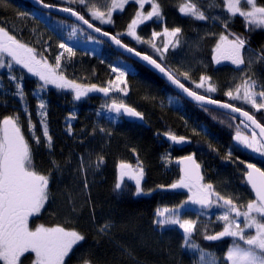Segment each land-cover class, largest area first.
I'll use <instances>...</instances> for the list:
<instances>
[{"label": "snow or ice", "instance_id": "snow-or-ice-1", "mask_svg": "<svg viewBox=\"0 0 264 264\" xmlns=\"http://www.w3.org/2000/svg\"><path fill=\"white\" fill-rule=\"evenodd\" d=\"M32 2L47 10L28 13L34 20L46 21L53 12L74 18L73 34L77 23L86 25L91 30L90 42H110V46L150 66L178 94L190 98L205 112H221L229 118L227 126H235L232 142L224 146L223 154L211 139L207 141L209 151L233 165L239 174L224 180L207 177L193 151L176 159L177 179L146 191L144 163L138 148L129 146L136 162L117 161L112 187L117 199L126 194L151 195L155 190L184 196L178 204L154 209L148 223L151 235L138 233L140 242L146 247L160 246L164 252L165 236L179 230L178 248L188 257L187 264H264V44L253 47L252 43L254 33H264V0H180L175 8L191 21L197 33L195 40L187 37L183 26H168L161 0ZM128 6L133 11L125 26L115 32L108 30L116 27L114 14H123ZM8 23L7 18L0 22V93L13 99L9 107L8 100L0 98V264H125L124 258L131 264H141L133 248L116 239L118 231L138 232L136 225L118 220L115 214L98 216L93 200V183L106 157L89 145L97 137L110 140L113 131L97 119L91 126L83 124L77 133L71 121L78 116L69 112L63 134L83 150L64 155L61 149L57 153L48 100L53 89L57 94L71 95L73 102L90 93H101L111 102L101 105L97 117L103 111L113 114L112 123L121 116L143 121L141 111L124 99L110 96L129 95L128 70L111 63L113 75L106 82L84 83L68 74L77 56L70 43L58 37L53 52L51 38L44 40L41 36L33 44L18 36ZM144 27H151L150 35L141 34ZM204 45L210 46L207 62L199 55ZM100 62L105 63L103 59ZM225 62L231 66V79L220 83L214 74L224 70ZM5 79L8 88L2 87ZM27 81L34 85L30 90L34 111L25 87ZM221 93L226 99L218 98ZM181 118L187 127V118ZM191 135L205 137L208 132L193 125ZM157 136H163L169 149L192 143L189 136L172 130ZM237 153L250 159H241ZM38 154L42 157L39 162ZM162 159L165 167L172 162L170 154ZM66 177L70 179L66 181ZM233 179L239 184L233 185ZM126 180L133 182L134 189ZM58 199L67 209L62 218ZM85 207L89 209L86 228L79 226ZM45 212L56 218L42 221ZM106 243L114 249L110 258L97 255L99 246ZM220 245L225 247L221 249ZM167 253L172 254L171 247Z\"/></svg>", "mask_w": 264, "mask_h": 264}, {"label": "trees", "instance_id": "trees-1", "mask_svg": "<svg viewBox=\"0 0 264 264\" xmlns=\"http://www.w3.org/2000/svg\"><path fill=\"white\" fill-rule=\"evenodd\" d=\"M46 2L60 4L61 0H46ZM179 2L180 0H161V3L165 8L168 26H183L187 37L190 40H195L197 38V33L190 26L191 21L181 17L175 8V5ZM33 11H36L37 14L43 13L33 8L28 3L20 0H0V22L7 18L9 21L8 27H14L18 36L22 35V38L25 41L33 44H35L37 39L41 36L44 40H49V38H51L50 43L53 46L52 51L55 52V45L58 42V38L52 35L48 31L49 29L47 30L44 27L45 24L43 21L38 22L28 15V13ZM132 11V7L128 6L127 11L123 14L115 13L116 27L108 30L113 32L121 30L130 18ZM50 19L57 20L64 24L73 25V23L54 15H51ZM236 27L238 29L239 25ZM79 29L88 36L84 30L81 28ZM33 30H35V33H33ZM150 32L151 27H144L141 34L150 35ZM252 43L253 47L264 44V33H254ZM101 45L102 52L99 54L100 57L98 59L93 57L89 61H85L84 59H79L80 61L77 59L75 61V67L73 69L75 74L74 78L80 79L84 83L95 82L98 85L103 84L111 77L106 65L111 64V62L117 58H121L130 63L134 68V72L128 76L130 92L125 101L129 105L135 107L138 111H141L144 114L145 119L141 125L129 123L122 119L121 125L108 127L114 133L110 140L97 137V139L89 145L97 151H102L106 157V163L103 166L102 171L96 175L92 188L93 200L97 202V215L106 216L115 214L118 220L128 221L136 225L138 232L131 230L118 231L116 239L118 242H122L132 247L136 259L140 261L141 264H187L188 257L182 256L178 248L180 236L179 230L168 233L165 236L162 242V246L165 249L164 252H161L159 250L160 246L155 244L148 247L144 246L138 238V233L151 235L148 230L149 218L157 206H171L178 204L184 196L155 190L151 195L133 197L130 194H126L124 197L117 199L112 192V187L116 179L115 165L119 160H126L129 163L135 164L136 157H134L128 149L129 146L137 147L140 159L143 161L146 170L145 180L143 182L146 191L148 189H156L157 184H163L160 178L154 177L159 174L155 164L161 153H169L176 161L178 157L195 151L198 162L202 163L204 169L209 166L217 167L218 169L223 170L222 172L225 174V177H235L239 174L235 173L233 169H229L230 164H225L220 156L210 152L207 146V141L211 139L214 144H217V146L220 147V152L223 154L226 151V147L224 146H227L232 142L231 136L234 134L235 126L229 128L227 126L229 118L222 113L216 111L208 113L198 106L187 103L151 72L137 63L122 57L113 51L107 44ZM141 50L144 51L147 49L141 48ZM199 55L202 56L205 62L210 61V46L204 45ZM101 59H103L105 63H101ZM229 69L230 67H224V70L214 74V79L220 83L230 80L231 72ZM5 82L6 80L3 81L2 87L8 88L9 86H5ZM25 87L29 89L30 99V90L34 85L30 81H27ZM93 94V97L73 102L71 95H60L57 94L55 90H52V94L49 96L51 113L50 123L52 133L57 142V153H60L61 149H63L64 155H67L70 152L78 154L83 150L77 143H74L71 138H68L63 134V122L69 112H74L78 116L75 126L77 133H79L83 124L91 126V124L96 121V112L99 108L97 101L101 97L99 93ZM145 97H149V99H145ZM151 97H155V100L150 99ZM168 97L176 99L178 104L173 107L168 106L166 103ZM0 98L7 99L9 107L12 106V97H3L2 93H0ZM218 98L226 99L222 96V93ZM31 106L34 111L35 107H33L32 104ZM259 115L260 114L257 113V116ZM213 116H215L216 119H214ZM181 117L187 118V127H185L184 121ZM221 120H224L225 123L222 124L220 122ZM193 125L205 127L208 136H192L191 128ZM165 130H172L178 134L189 136L192 143L186 145L182 149L177 147L169 149L168 143L163 140V136H157V133H162ZM236 155H239L241 159L246 161L250 159L243 153H237ZM41 158V155L38 154L37 161L39 162ZM239 167L243 168V164H240ZM205 175L207 176L206 170ZM69 179L70 178L66 177V181ZM91 179L92 178L90 177V180ZM125 182L130 188L134 189L132 181L126 180ZM237 184H239L238 179ZM58 206L62 218L63 214L67 212V209L63 201L59 199ZM88 215L89 209L85 207L83 209V214L79 217L80 227L86 228L88 226ZM55 218L56 217L50 212H45L41 219L44 222H48ZM193 218L195 217L193 216ZM212 219H215V215L212 216ZM201 243L205 242L201 239ZM169 247L172 249L171 255L167 253ZM219 247L222 249L225 246L220 245ZM113 254L114 249L107 243L99 246L97 250V255L100 257L110 258ZM124 259L125 264H131V261L128 258Z\"/></svg>", "mask_w": 264, "mask_h": 264}, {"label": "rangeland", "instance_id": "rangeland-1", "mask_svg": "<svg viewBox=\"0 0 264 264\" xmlns=\"http://www.w3.org/2000/svg\"><path fill=\"white\" fill-rule=\"evenodd\" d=\"M98 2L104 3L105 0H98ZM43 23L45 24L44 27L47 30L49 29L48 31L52 35L56 36V38L59 37L62 40H66L68 43H70V45L74 49L77 50V56L74 57V67H75V61L77 59L78 60L79 59L80 60L84 59L85 61H89L93 57L96 58V59H98L100 57L99 54L102 52V45L101 44H94V43L90 42L89 39H88V36L86 34H84L78 27H77V31L73 34V31H72V26L73 25L64 24V23H61V22H59L57 20H52L50 18L48 20H46V21H43ZM85 51H88V52H90L92 54L91 55H85L84 54ZM111 63H119V64H121L122 67H125L128 70L129 74L134 72L133 66L130 63L124 61L121 58L114 59ZM225 67H228V66H225ZM106 68L110 72L109 65H106ZM73 69L74 68L70 66L69 70H68V74L74 78L75 74H74V70ZM110 74H111V76L113 75L111 72H110ZM5 86H9L7 80L5 82ZM93 96H94V94L90 93L85 98L93 97ZM110 96L116 97V98H120V99H124V100L126 99V97H122L119 93H111ZM49 98L50 97L48 96V100H49ZM85 98H83L82 100H84ZM29 101H30V104H32L33 107H35V100H33L30 97ZM106 102L110 103L111 100L106 98V97H104L102 95L97 101V105L99 107L98 110H100L101 109V105H103ZM166 103H167L168 106L173 107L174 105L178 104V101L176 99H174V98L168 97ZM34 110H35V108H34ZM65 118H64L63 125H65ZM97 119H99V121L105 127H109V126L114 127V126H119V125L122 124V118L121 117L116 118L115 122L112 123L111 121L113 119V114H108V113L103 112V111L101 112V116L100 117H96V120ZM76 122H77L76 120L75 121H71V123H73L74 126H76ZM166 154H169V153H161V155H159V157L157 158V161H156V164H155L159 174H158V176H154V177L155 178H160L161 181L163 182V184L170 183L172 180L177 179L178 175H179V168L174 166L175 158L172 157V162L170 164H168L167 167H165V163L166 162L162 158ZM229 167H230L229 168L230 170L233 169V165L230 164ZM205 170H206L207 177H210L213 180H217V179L224 180V179L229 178V177H225L224 176L225 174L222 172L223 170H220L217 167L209 166V167L205 168ZM218 173H219V175H218ZM230 177H233V176H230ZM233 185H238L237 184V179H233ZM219 186L220 185L218 184V187ZM185 211H187V210H185Z\"/></svg>", "mask_w": 264, "mask_h": 264}, {"label": "water", "instance_id": "water-1", "mask_svg": "<svg viewBox=\"0 0 264 264\" xmlns=\"http://www.w3.org/2000/svg\"><path fill=\"white\" fill-rule=\"evenodd\" d=\"M22 2H25V3H28L29 5H31L33 8L37 9L38 11L40 12H46L47 10H44L42 8H39V6L37 5H34L32 0H20ZM51 15H54V16H57V17H60V18H63L71 23H73L74 21V18L72 17H69L67 16L66 14H63V13H59V12H53ZM77 26L80 27L81 29H83L88 35L90 33L91 30H88L86 25L85 26H80L78 23H77ZM92 35H96L95 33H92ZM107 44L113 51H115L116 53H118L119 55H121L122 57L128 59V60H131L133 61L134 63H137L138 65L142 66L143 68H145L146 70H148L149 72H151L153 75H155L159 80H161L168 88H170L175 94H177L179 97H181L182 99H184L187 103L191 104V105H194V106H198L195 102L191 101L190 98H187L186 96H184L183 94H178V90L174 89L173 86L169 85L164 78H162L160 76L159 73L155 72V70H153L150 66L146 65L144 62H141L139 61L137 58L135 57H130L129 54L127 53H122L121 50H118L116 49L114 46H110V42L108 43H105ZM101 94V93H99ZM200 107V106H198ZM210 107H214V106H210ZM201 108V107H200ZM216 112H219V111H216ZM221 113V112H219ZM122 119H124L126 122H129V123H136V124H139L141 125L143 123V121H139V120H135V119H130L128 117H123L121 116ZM164 140V138H163ZM165 141V140H164ZM166 142V141H165ZM168 143V142H166ZM186 146V145H185ZM185 146L181 147V146H176L177 148L179 149H182L184 148ZM135 157V156H134ZM174 166L178 167L176 165V163L174 162ZM179 168V167H178Z\"/></svg>", "mask_w": 264, "mask_h": 264}, {"label": "flooded vegetation", "instance_id": "flooded-vegetation-1", "mask_svg": "<svg viewBox=\"0 0 264 264\" xmlns=\"http://www.w3.org/2000/svg\"><path fill=\"white\" fill-rule=\"evenodd\" d=\"M225 64H226V62H225Z\"/></svg>", "mask_w": 264, "mask_h": 264}]
</instances>
